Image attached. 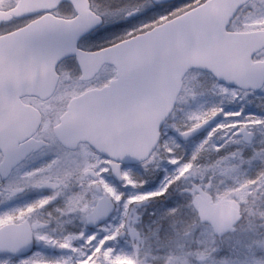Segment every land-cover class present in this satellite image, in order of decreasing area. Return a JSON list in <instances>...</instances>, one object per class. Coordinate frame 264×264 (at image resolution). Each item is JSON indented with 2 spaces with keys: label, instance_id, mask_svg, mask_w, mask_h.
<instances>
[{
  "label": "snow or ice",
  "instance_id": "snow-or-ice-1",
  "mask_svg": "<svg viewBox=\"0 0 264 264\" xmlns=\"http://www.w3.org/2000/svg\"><path fill=\"white\" fill-rule=\"evenodd\" d=\"M0 264H264V0H0Z\"/></svg>",
  "mask_w": 264,
  "mask_h": 264
}]
</instances>
